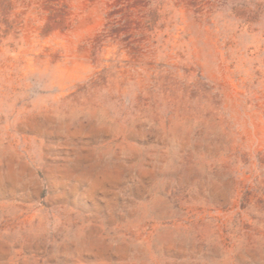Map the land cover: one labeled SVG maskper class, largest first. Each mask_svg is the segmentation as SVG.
I'll use <instances>...</instances> for the list:
<instances>
[{
    "label": "rangeland",
    "instance_id": "rangeland-1",
    "mask_svg": "<svg viewBox=\"0 0 264 264\" xmlns=\"http://www.w3.org/2000/svg\"><path fill=\"white\" fill-rule=\"evenodd\" d=\"M0 264H264V0H0Z\"/></svg>",
    "mask_w": 264,
    "mask_h": 264
}]
</instances>
